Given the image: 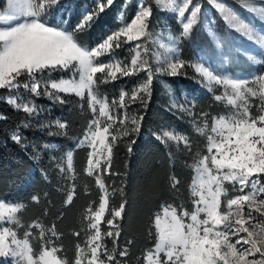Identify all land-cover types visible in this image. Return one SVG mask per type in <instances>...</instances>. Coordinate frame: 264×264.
I'll use <instances>...</instances> for the list:
<instances>
[{"label": "snow or ice", "instance_id": "1", "mask_svg": "<svg viewBox=\"0 0 264 264\" xmlns=\"http://www.w3.org/2000/svg\"><path fill=\"white\" fill-rule=\"evenodd\" d=\"M211 2L230 27L264 48V35L244 23L223 3ZM5 3L6 7L0 10V90L17 93L8 96L7 102L25 113L38 114L34 102L18 103L23 100L18 94L20 90L60 103L66 102L65 96H75L86 100L93 114L80 144L89 149L85 172L95 177L102 195L95 210L91 206L86 209L87 237L83 244H77L72 264H124L120 258L128 255L127 248L116 251L124 204L109 209V191L102 175L114 174L111 160L117 140L139 131L142 117L128 116L125 98L134 103L140 93L149 92L153 69L147 59H142L141 49L143 54L149 51L146 44H133L134 56L127 64L99 58L111 57L122 42L132 44L150 38L147 20L152 10L139 7L137 14L119 30L95 46H85L76 34L88 30L113 0H98L96 8L84 12L71 30L64 27L65 18L59 23L55 19L49 21L63 6L60 0H5ZM157 3L173 12L181 23L180 35L174 42L190 36L197 24L199 6L189 11L191 0H157ZM241 3L264 17V7L256 8L250 0H241ZM54 6H58L55 11ZM186 11L189 14L185 19ZM169 51L174 52L175 47H170ZM183 67L184 62L165 58L156 71L175 75ZM194 67L209 90L213 85L222 86L223 93L215 95L214 99L224 101L231 106V111L213 117L211 134L207 136V154L193 165L191 209L166 205L154 217L155 244L146 252L144 264H264V183H261L264 177V73L249 80L226 78L203 63ZM140 71L146 73L145 83L131 94L121 92L118 101L112 103L125 111L113 113L107 98L99 95L98 85ZM57 72L69 75L53 78V73ZM254 98L259 99V104L251 103ZM254 106L259 110L257 115L253 114ZM56 126L67 128L64 122H57ZM208 128L205 121L196 131L204 135ZM163 137L182 142L190 150L186 136L165 130ZM14 139L18 142L20 137ZM131 150L129 145L128 151ZM67 170L74 172L71 154L67 155ZM179 183L172 177L173 187ZM226 185L240 194L223 199L228 197ZM33 199L38 201L37 197ZM67 202H72V195ZM22 209V204L0 201V264H69L55 242L59 239L55 225L46 229L45 225L34 221L25 228L19 215ZM101 225L106 226L104 231ZM20 228H25L22 236L18 235ZM106 239L112 241L111 249ZM32 240L39 241L38 248L33 246Z\"/></svg>", "mask_w": 264, "mask_h": 264}, {"label": "trees", "instance_id": "2", "mask_svg": "<svg viewBox=\"0 0 264 264\" xmlns=\"http://www.w3.org/2000/svg\"><path fill=\"white\" fill-rule=\"evenodd\" d=\"M231 6L232 1H227ZM5 1L0 0V10H3ZM59 12L49 21L55 19L57 23L65 18L64 27L71 30L79 21L81 15L96 8L98 0H60ZM150 7L151 17L147 20L150 38L143 41H134L132 44L121 43L114 49V54L122 63H129L134 56L133 44H146L148 53L142 59H147L153 69L152 83L149 92L140 93L134 103L126 97L128 104L126 112L129 117H142L138 132H130L117 140L112 150V175L104 174V182L110 186L116 185L117 195L114 203L117 207L124 204L123 219L120 220V237L117 249L127 248L128 255L120 258L124 264H144V250L153 240L151 222L155 212L163 203L184 206L191 209V192L188 186L190 179V154L201 157L207 154V136L213 117L227 114L231 106L224 101H216L215 94L209 90L204 79L195 71L193 65L199 59V52L190 36L183 38L179 43V60L184 62L183 67L175 75L168 71H156L161 67L157 61V41L164 39L166 34H174V24L170 16L155 0H113L111 6L106 7L91 27L78 32L76 38L83 44L95 46L107 36L119 30L137 14L139 7ZM54 6V11H55ZM217 14V10L212 9ZM258 24V22H257ZM259 25V24H258ZM264 24L260 26L264 29ZM196 30V28H194ZM214 49L213 43H209ZM231 52L229 48L226 49ZM235 54L232 53V57ZM237 57L240 55H236ZM109 56L105 60H108ZM237 66V63L232 58ZM248 65L246 74L259 73L262 66ZM146 73L140 71L130 76H121L115 81L100 83L98 93L106 97L111 110L119 114V109L113 100L119 99L121 92L131 94L145 83ZM7 91H1L4 94ZM65 103L60 107L45 97L39 99L38 105L44 112L32 120L31 129H25L29 123L27 114L15 110L11 105L0 101V200L27 204L24 219L26 223L41 219L44 213L47 223L55 225L59 233L56 244L63 246L60 255L66 257L72 264L74 247L81 239L77 236L81 224L84 222V212L87 206L96 203L98 191L85 194L79 182L84 177L87 163V150L78 147L81 134L93 118L90 108L84 101L76 97H65ZM253 105L259 104L257 98L251 100ZM253 114H259L258 108H252ZM206 114V115H205ZM208 122V131L204 135L197 133V126ZM57 122L67 124L66 129L56 126ZM164 129L177 131L185 135L191 147L186 154L180 149L173 150L164 143L160 136ZM18 132L21 139H13L12 134ZM129 145L131 152L128 151ZM74 152L73 166L79 180L74 188L70 206H65V199L72 192L67 188L63 177V164L67 154ZM107 176V177H106ZM172 177L180 183L172 186ZM264 183V177L261 179ZM66 184V188L61 187ZM229 189L227 199L240 194L226 185ZM37 195L38 204H32L31 198ZM112 248V241H111Z\"/></svg>", "mask_w": 264, "mask_h": 264}, {"label": "rangeland", "instance_id": "3", "mask_svg": "<svg viewBox=\"0 0 264 264\" xmlns=\"http://www.w3.org/2000/svg\"><path fill=\"white\" fill-rule=\"evenodd\" d=\"M155 1L157 3V0H155ZM227 1L228 0H218V2L223 3L227 8H230L244 23H246L250 27H252L257 33L264 35V29L261 27L262 24H264V17H261L256 12L251 11L249 8L243 7L242 3H241V0H229V1L233 2L232 6L230 4H228ZM250 2L256 8L264 7V0H250ZM158 5L164 11H166L168 13V15L170 16V19H171L172 23L174 24L173 28L175 30V33L174 34H170V35L166 34L164 39H160V40H158L156 42L157 43V61L161 65L164 63L165 58L167 60L180 61L179 57H178V53H179V43H180L181 39L175 40V42H174V39L180 35L181 23L176 18V15L173 12H171L170 10H166L165 7L163 5H161V4H158ZM193 6H199V8H200V12L197 14L198 15L197 24L194 25V27L192 29V30H194V32L192 34L193 40L195 41V46H196V48H197V50L199 52V56H200L199 59H197L195 61L194 65H196L198 63H203L207 67H209L211 70H213L215 73H218V74H220V75H222V76H224L226 78H240V79H249V80H251L252 78L258 76L260 73H264V69L261 72H259V73H253L251 75L245 73V71H247V68H248V65H246V64L250 63V64L254 65L255 67L264 65V48H262L261 46L257 45L255 42L250 41L242 33L237 32L234 28L230 27L229 24L225 21V19L222 16L221 12L216 8L215 4H213L211 2V0H191V3L189 5V11H191ZM5 7H6V3L4 4L3 9ZM212 9L217 10V14L214 13ZM188 14H189V12L186 11L185 19L188 17ZM257 22H258L259 25L257 24ZM260 24H261V26H260ZM194 28H196V30ZM192 30H191V32H192ZM209 43H213L215 48L214 49H210ZM85 46H88V45H85ZM170 47H175V51L174 52H170L169 51ZM227 48L231 49L230 50L231 52H228L226 50ZM232 53L235 54L233 57H232ZM236 55H240V56L237 57ZM107 56L108 55L101 56L99 58L100 61H109V60H112V59L118 60L117 57L115 56L114 52H112V55H111V57L109 56L108 60H105ZM232 58L234 59V61L236 63L238 61H240L241 63L237 66L236 64L233 63ZM194 65H193V67H194ZM165 67H166V65H165ZM181 69L182 68H179L177 70V73ZM194 69H195V67H194ZM67 75H69V74L68 73L57 72V73H53V78H59L61 76H67ZM204 83L207 86V82L205 80H204ZM211 90L215 94H222L223 93V88L220 85H213ZM1 91H3V90H1ZM4 91H7V90H4ZM18 94L23 98V100L18 101V103L34 102V104H35V106H36V108L38 110V114L37 113L28 114V113L23 112L22 110L16 109L14 106L11 105L15 110H18L20 112H23V113L27 114V116L29 118V123H26L24 125L25 129H31L32 128V125H31L32 120L37 118V117H39V116H41L44 113V112H40L41 111V106L38 105V102H37L42 97H45L48 100H52L54 103H56L60 107L62 106V103H60L57 100L50 99L47 96L34 97L33 95H31L30 93H28L27 91H24V90H20ZM10 95L14 96V95H17V93L16 92H11L10 93L8 91L6 93H4V94L2 93V94H0V101H3L5 103L9 104L7 102V97L10 96ZM65 97H75V96H65ZM76 98H78V97H76ZM82 101H84L87 104L86 100H82ZM258 101H259V99H258ZM90 114H91V117H93V114H92L91 111H90ZM88 124H87V126H88ZM165 130L171 131L175 135H183V134L178 133L177 131H173V130H170V129H164L161 132L160 138L163 136V132ZM18 132L19 131H16V133L12 134L13 139H14V137L18 136L17 135ZM83 134L84 133H82L80 135L81 139L83 137ZM183 136H185V135H183ZM19 137L21 139V136H19ZM81 139H80V141H81ZM161 140L164 143H166L169 147H171L173 150L178 151L180 149L182 152H184L186 154H190L189 151H188L189 149L186 148L182 142L181 143H176L174 141L167 140L166 137H163V139L161 138ZM80 141L78 142L77 146L81 147L82 149L87 150V159H88L89 149L87 147L81 146ZM165 141H167V142H165ZM113 148H114V146H113ZM68 154H71L72 157H74V152H69ZM113 159L114 158H112V160H111V167H112ZM198 160H199V157L192 156L190 154V163H189L190 179L188 181V186L189 187L191 185L192 178H193V175H194L193 165ZM102 164H103V162H102ZM86 167H87V163H86ZM86 167H85V169H86ZM73 169H74V166H73ZM85 169H84V175H83L84 177L79 182V184L82 186V190L85 192V194H90L92 190L99 192L97 202L96 203H92V205H91V207L95 210L97 208L99 202H100V197L102 195V192H101L100 188L98 187V185L95 182V177L94 176H88L86 174V172H85ZM62 171H63V177L61 178V183H63V181H65V183H67V188L72 190V192L69 193L68 196L72 195V199H73V186L75 188V186L77 185V181L79 180V175H75V169H74L73 173H69L68 172L66 160H65V162L63 164ZM104 176L105 175H102V179L103 180L105 178ZM261 179H262V177H261ZM105 184L107 185L108 191H109V209L116 208L117 205H116V203L113 202L114 199H115V196L117 195L116 185L110 186L107 183H105ZM61 188L65 189L66 188V184H64ZM246 191H247V189H246ZM34 197H37L38 201L33 199ZM65 200H66L65 201V206H70L72 202L71 203L67 202L68 197ZM2 201H4V200H2ZM30 201L32 202V204H38L40 200H39V197L37 195H34L31 198ZM4 202H6V201H4ZM8 203L11 204V203H14V202H8ZM15 203H18V202H15ZM20 204L23 205V209L19 213V215H20L22 223L25 225V228L29 224L33 223L34 221H39L40 223L45 225L46 229L51 226V225L49 226V224L47 223V220L45 218V216H46L45 213H44V215H42L41 219H35L33 221H28V223H26V219H24V217L26 215L25 213L27 212V208H26L27 204H24V203H20ZM166 205H172V204L171 203H163V204H161L159 209L155 212V214H154V216L152 218L151 232H152L153 240L151 241L150 245L145 248V250H144L145 254H146L147 251L151 250L152 247L155 244L153 219L158 213L161 212L162 206H166ZM88 207L89 206H87V208ZM86 209H85V211H86ZM85 215L86 214L84 212V215H83L84 222L81 224V227L79 229L80 230L79 233L81 234V239L76 243V245L74 247L73 259H74L75 254H76V246H77V244H83L84 240L87 237V222L85 220ZM12 227H15V226L12 225ZM25 228L18 229V235L22 236L23 232L25 231ZM101 228H102V231H104L106 229V226L101 225ZM33 232L35 234L36 230L34 229ZM77 232H75V234ZM105 242L108 244L109 249H111V245H110L111 244V240L110 239H106ZM32 243H33L34 247H36V248L39 247V241L38 240H32ZM57 246H59L63 250V246H61V245H57Z\"/></svg>", "mask_w": 264, "mask_h": 264}]
</instances>
